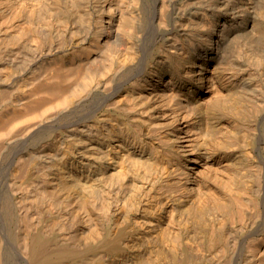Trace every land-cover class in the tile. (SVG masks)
Masks as SVG:
<instances>
[{
	"label": "bare ground",
	"instance_id": "bare-ground-1",
	"mask_svg": "<svg viewBox=\"0 0 264 264\" xmlns=\"http://www.w3.org/2000/svg\"><path fill=\"white\" fill-rule=\"evenodd\" d=\"M0 264H264V0H0Z\"/></svg>",
	"mask_w": 264,
	"mask_h": 264
}]
</instances>
